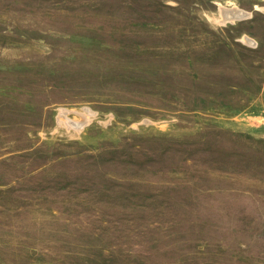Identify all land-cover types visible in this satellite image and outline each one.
<instances>
[{
  "label": "rangeland",
  "instance_id": "1",
  "mask_svg": "<svg viewBox=\"0 0 264 264\" xmlns=\"http://www.w3.org/2000/svg\"><path fill=\"white\" fill-rule=\"evenodd\" d=\"M0 264H264V0H0Z\"/></svg>",
  "mask_w": 264,
  "mask_h": 264
},
{
  "label": "bare ground",
  "instance_id": "2",
  "mask_svg": "<svg viewBox=\"0 0 264 264\" xmlns=\"http://www.w3.org/2000/svg\"><path fill=\"white\" fill-rule=\"evenodd\" d=\"M245 16H246V14L242 13L240 11H234L232 13H230V12L228 13L227 11L225 12V17L227 19H240V18L245 17ZM84 123H86V118H84V121L81 122V124H79V126H83Z\"/></svg>",
  "mask_w": 264,
  "mask_h": 264
}]
</instances>
